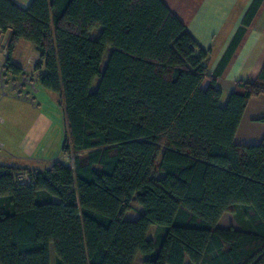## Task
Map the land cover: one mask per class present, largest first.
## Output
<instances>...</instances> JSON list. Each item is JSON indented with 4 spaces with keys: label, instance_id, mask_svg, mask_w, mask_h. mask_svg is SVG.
I'll use <instances>...</instances> for the list:
<instances>
[{
    "label": "trees",
    "instance_id": "trees-1",
    "mask_svg": "<svg viewBox=\"0 0 264 264\" xmlns=\"http://www.w3.org/2000/svg\"><path fill=\"white\" fill-rule=\"evenodd\" d=\"M8 31V71L23 74L11 56L31 44L69 160L0 166V264H52L51 248L53 264H264V138L234 143L264 67L221 107L218 74L161 0H0ZM227 213L239 230L217 227Z\"/></svg>",
    "mask_w": 264,
    "mask_h": 264
},
{
    "label": "crops",
    "instance_id": "crops-1",
    "mask_svg": "<svg viewBox=\"0 0 264 264\" xmlns=\"http://www.w3.org/2000/svg\"><path fill=\"white\" fill-rule=\"evenodd\" d=\"M19 7L27 6L32 0H12ZM170 13L185 27L198 48L206 53L205 68L209 76L216 77L215 88L220 92V106L224 107L235 91L237 82L253 84L264 67V0H260L255 13L244 26V34L237 47L229 53L232 41L243 26V21L257 0H161ZM26 8V7H21ZM10 31L0 33L5 45L10 40ZM3 46V45H2ZM34 48L31 44H17L11 63L24 73L31 74L37 83V75L28 65L27 58ZM205 80L202 88L206 89ZM34 94L37 105L0 95V137L3 150L0 151V166L27 170L47 169L60 159H48L50 153L42 147L52 127V110L43 106L56 103L62 115L56 95L42 89ZM11 94V93H10ZM64 133V124H63ZM264 138V95L251 98L242 115L234 143L238 146H258ZM63 144V143H62ZM225 215V214H224ZM223 215V216H224ZM222 216V218H223ZM220 219V221L222 220ZM217 224L218 228L227 229ZM155 232V228H151ZM150 229V231H151ZM239 230V229H237ZM149 231V233H150ZM154 234L148 239L153 240ZM188 264V261L185 262Z\"/></svg>",
    "mask_w": 264,
    "mask_h": 264
},
{
    "label": "rangeland",
    "instance_id": "rangeland-1",
    "mask_svg": "<svg viewBox=\"0 0 264 264\" xmlns=\"http://www.w3.org/2000/svg\"><path fill=\"white\" fill-rule=\"evenodd\" d=\"M21 7H27V6L25 5V6H21ZM3 43H4V40L2 37H0V60L2 59L1 56H2L3 52H6V49H7V45H5ZM31 56H34L33 51L29 54V56L26 60L27 64H28V60L30 59ZM35 88H36V90H40L39 86H36ZM5 93L6 92H3L0 89V95L1 96H15L12 93L10 94V92H8L7 94H5ZM35 101H36V103H38L37 100H35ZM43 109L52 110V112L50 113L52 115V127L49 129L45 139L42 142V145H43L42 147L46 148V152L48 149V152L50 153V156H48V159L50 160L51 158H58L61 154L62 143L64 141L62 115H61V112L58 109V106L56 105V103H54L53 106H51L50 103H48L45 106H43ZM0 115H1V112H0ZM0 127H1V125H0ZM0 140H1V137H0ZM0 143L2 144V142H0ZM2 150L3 149H0V151H2ZM60 159H63L66 162L64 156H60ZM220 222H221L220 225L224 226L225 228L232 227L234 229H239V225H237V223L234 220L233 215L230 213L225 214ZM153 234H154V230L151 229L149 235H153ZM50 258H51V263L53 264L54 253H53L52 248H51V252H50ZM142 262H143V257L141 255H138L135 258L133 264H142Z\"/></svg>",
    "mask_w": 264,
    "mask_h": 264
},
{
    "label": "built area",
    "instance_id": "built-area-1",
    "mask_svg": "<svg viewBox=\"0 0 264 264\" xmlns=\"http://www.w3.org/2000/svg\"><path fill=\"white\" fill-rule=\"evenodd\" d=\"M6 52H3L0 60V89L3 92H8L14 94L15 98L21 101L28 102L33 106H36L37 103L34 99V94L37 92L36 85L33 82V76L27 72L22 74L18 78H14L11 73L8 71L7 65L5 63ZM38 59L37 54L34 52V56H31L28 60V66L33 70L34 65ZM0 149H3V144L0 143ZM66 162L69 160V157H64ZM63 160V159H61ZM17 179L20 183L28 182V175L26 172H22L17 175Z\"/></svg>",
    "mask_w": 264,
    "mask_h": 264
}]
</instances>
